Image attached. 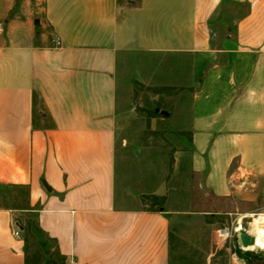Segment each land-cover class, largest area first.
Wrapping results in <instances>:
<instances>
[{
	"label": "crops",
	"instance_id": "obj_1",
	"mask_svg": "<svg viewBox=\"0 0 264 264\" xmlns=\"http://www.w3.org/2000/svg\"><path fill=\"white\" fill-rule=\"evenodd\" d=\"M126 54L187 61L192 172L264 209V0H0V197L26 193L0 206V264H29L28 213L67 264H173V213L119 202Z\"/></svg>",
	"mask_w": 264,
	"mask_h": 264
},
{
	"label": "rangeland",
	"instance_id": "obj_2",
	"mask_svg": "<svg viewBox=\"0 0 264 264\" xmlns=\"http://www.w3.org/2000/svg\"><path fill=\"white\" fill-rule=\"evenodd\" d=\"M188 75L187 61L174 55L126 54L119 62V202L124 207L150 209L155 194H161L164 199L155 208L173 213V264H261L264 252L241 250L231 229L238 220L247 226L253 220L250 215L264 209L248 215L236 212L237 202L216 198L200 186L191 170ZM25 197V192L13 190L8 197H0V206H21ZM18 220L24 227L29 264H67L57 256L54 243L37 230L36 214H20Z\"/></svg>",
	"mask_w": 264,
	"mask_h": 264
},
{
	"label": "built area",
	"instance_id": "obj_3",
	"mask_svg": "<svg viewBox=\"0 0 264 264\" xmlns=\"http://www.w3.org/2000/svg\"><path fill=\"white\" fill-rule=\"evenodd\" d=\"M56 43H57V45H60V42L59 41L56 42ZM254 217H257V218H254ZM250 218H252L253 220L250 221V222H248L247 226H245L242 223V220H238L234 224V226L232 227V229H231V235L235 234L237 236L238 245H239L240 249L243 250V251L257 250V249H250L251 247L244 248L242 246L241 242H240L239 236L242 233H246V234L250 235L251 237H253L255 239V242H256V237H255L254 232L257 231V228H255L254 223L257 222V227L262 226V225L264 226V213L250 215ZM238 222L240 223V229L239 230H237V228H236V224ZM13 234H14L15 237H18V238H20V236H21L19 230H14ZM260 251H263L264 252V250H260Z\"/></svg>",
	"mask_w": 264,
	"mask_h": 264
},
{
	"label": "bare ground",
	"instance_id": "obj_4",
	"mask_svg": "<svg viewBox=\"0 0 264 264\" xmlns=\"http://www.w3.org/2000/svg\"><path fill=\"white\" fill-rule=\"evenodd\" d=\"M255 228H257V231L254 232L256 237V242L253 246H250V249H261L264 250V226L257 227V222L254 223ZM237 230L240 229V223L236 226Z\"/></svg>",
	"mask_w": 264,
	"mask_h": 264
},
{
	"label": "water",
	"instance_id": "obj_5",
	"mask_svg": "<svg viewBox=\"0 0 264 264\" xmlns=\"http://www.w3.org/2000/svg\"><path fill=\"white\" fill-rule=\"evenodd\" d=\"M157 112H159V110L157 109L156 110ZM168 114H166L167 116ZM224 233H227V231H224ZM239 239H240V242L242 244V246L244 248H247V247H250V246H253L255 244V239L253 237H251L250 235L246 234V233H242L240 236H239ZM261 264H264V262H262Z\"/></svg>",
	"mask_w": 264,
	"mask_h": 264
},
{
	"label": "trees",
	"instance_id": "obj_6",
	"mask_svg": "<svg viewBox=\"0 0 264 264\" xmlns=\"http://www.w3.org/2000/svg\"><path fill=\"white\" fill-rule=\"evenodd\" d=\"M157 113H158L157 111H154V112H153L154 115H157ZM153 199H154L155 201L152 202L153 207H152L151 209L154 210V209H157V208H155V207L158 205V203H157L158 200H162V199H164V198H160V197H158V196H154ZM37 230L40 231L41 233H43V231L41 230V228L39 227V225H37ZM171 238H172V237H171ZM248 255H249V254H248Z\"/></svg>",
	"mask_w": 264,
	"mask_h": 264
}]
</instances>
